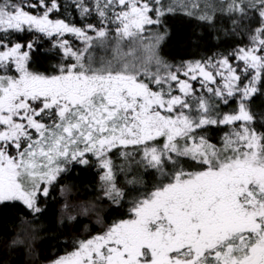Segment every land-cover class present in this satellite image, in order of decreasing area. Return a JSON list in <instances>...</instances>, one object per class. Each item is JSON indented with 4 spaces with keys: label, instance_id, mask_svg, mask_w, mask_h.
Masks as SVG:
<instances>
[{
    "label": "snow or ice",
    "instance_id": "1",
    "mask_svg": "<svg viewBox=\"0 0 264 264\" xmlns=\"http://www.w3.org/2000/svg\"><path fill=\"white\" fill-rule=\"evenodd\" d=\"M0 264H264V0H0Z\"/></svg>",
    "mask_w": 264,
    "mask_h": 264
}]
</instances>
